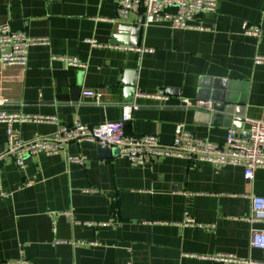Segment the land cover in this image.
Wrapping results in <instances>:
<instances>
[{
    "label": "crops",
    "instance_id": "crops-1",
    "mask_svg": "<svg viewBox=\"0 0 264 264\" xmlns=\"http://www.w3.org/2000/svg\"><path fill=\"white\" fill-rule=\"evenodd\" d=\"M116 8V0H0V25L48 39L29 47L25 67L0 66V111L55 118L16 124L21 140L74 122L117 121L131 85L136 109L125 133L163 144L180 124L222 143L230 127L247 133L246 117L264 120V63L253 61L264 55V36L241 26L264 34V0H217L197 17L204 30L144 25L140 11L119 19ZM83 89L102 98L83 97ZM158 92L165 100L141 96ZM6 148L0 123V152ZM110 151L104 158L95 143L70 142L26 157L23 168L12 156L0 163V264H223L210 258L220 253L264 264V249L250 245L251 229L264 223L248 220L251 196L264 197V168L247 182L241 166L172 156L132 165L117 147ZM78 155L83 165L68 161ZM185 215L194 224L184 225Z\"/></svg>",
    "mask_w": 264,
    "mask_h": 264
},
{
    "label": "built area",
    "instance_id": "built-area-1",
    "mask_svg": "<svg viewBox=\"0 0 264 264\" xmlns=\"http://www.w3.org/2000/svg\"><path fill=\"white\" fill-rule=\"evenodd\" d=\"M116 17L126 18L131 12L140 11L143 16V24L167 22L176 29L204 30L205 27L197 21V17L204 13L216 10L217 0H116ZM242 31L245 35L261 36L264 34L259 27L242 23ZM48 39L45 37H32L25 31H16L8 24L0 25V66L1 67H25L27 51L32 45H45ZM91 45H99L90 40ZM143 52H151V49H140ZM68 66L83 67L78 59L72 57H58ZM255 64L264 63V55H255ZM82 96L100 100L102 93L93 89H83ZM146 98L165 100L161 93L141 95ZM185 107H210V101H190L182 99ZM136 105L123 107L122 116L117 121H109L98 125H85L74 122L71 125H59L54 133L49 136L36 137L31 140H21L15 129V125L21 122L50 121L54 117L30 116L22 113H10L0 111V123L5 125L7 136V148L0 152V163L12 156L19 168L25 166L26 157L37 154H56L63 150L70 142L80 143L88 141L106 147H117L121 157L126 158L132 165H141L151 162L159 156H172L181 158H195L202 162H208L213 166L235 165L243 167V176L250 182L253 173L258 168H264V120L246 117L248 137L235 128H228L222 143L209 141L195 136L177 125L171 143H161L155 135L144 134L134 136L125 133V123L131 118ZM84 155L70 156L68 161L83 165ZM3 196L4 193L0 192ZM250 223H264V197L251 196V213L248 217ZM113 219L105 224H113ZM184 225L194 224V220L187 215L184 217ZM61 242V241H56ZM80 243H83L80 241ZM91 244V243H90ZM250 245L254 248L264 249V228H252L250 231ZM211 259L223 264H252V261L239 259L233 254H216ZM7 264H34L26 258H18ZM128 264H131L130 262Z\"/></svg>",
    "mask_w": 264,
    "mask_h": 264
},
{
    "label": "water",
    "instance_id": "water-1",
    "mask_svg": "<svg viewBox=\"0 0 264 264\" xmlns=\"http://www.w3.org/2000/svg\"><path fill=\"white\" fill-rule=\"evenodd\" d=\"M135 92L134 87L131 85L129 88L124 90V101L126 102L125 105H131L132 104V97L133 94ZM220 108V106H218ZM245 137L249 136V133L247 132L245 135H243ZM97 151L99 153V155L101 157H109L111 155V151H110V147H106V146H101V145H97Z\"/></svg>",
    "mask_w": 264,
    "mask_h": 264
},
{
    "label": "rangeland",
    "instance_id": "rangeland-1",
    "mask_svg": "<svg viewBox=\"0 0 264 264\" xmlns=\"http://www.w3.org/2000/svg\"><path fill=\"white\" fill-rule=\"evenodd\" d=\"M220 254H224V253H220Z\"/></svg>",
    "mask_w": 264,
    "mask_h": 264
}]
</instances>
